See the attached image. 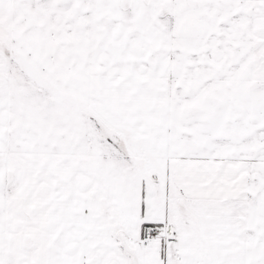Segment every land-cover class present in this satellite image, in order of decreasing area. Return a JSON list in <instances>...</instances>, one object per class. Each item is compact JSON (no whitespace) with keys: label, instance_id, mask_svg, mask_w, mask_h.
<instances>
[{"label":"snow or ice","instance_id":"obj_1","mask_svg":"<svg viewBox=\"0 0 264 264\" xmlns=\"http://www.w3.org/2000/svg\"><path fill=\"white\" fill-rule=\"evenodd\" d=\"M0 264H264V0H0Z\"/></svg>","mask_w":264,"mask_h":264}]
</instances>
